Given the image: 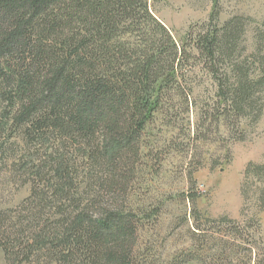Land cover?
Segmentation results:
<instances>
[{
	"label": "rangeland",
	"instance_id": "1",
	"mask_svg": "<svg viewBox=\"0 0 264 264\" xmlns=\"http://www.w3.org/2000/svg\"><path fill=\"white\" fill-rule=\"evenodd\" d=\"M149 5L182 45L192 44V30L237 19L244 31L236 58L247 63L250 78L261 72L264 0H218L217 6L215 0H149ZM215 8L219 19L211 20ZM183 67L180 85L166 92L141 132L134 164L113 188L106 182L113 174L93 167L83 143L33 137L15 122L11 100L0 99V264H56L60 255L40 249V241L51 233L55 238L69 215L91 209L94 198L131 218V264H264V82L255 87V106L233 104L230 110L200 55ZM61 163L66 178L73 179L62 202ZM101 206L87 216L98 218ZM6 237L11 258L2 244Z\"/></svg>",
	"mask_w": 264,
	"mask_h": 264
},
{
	"label": "trees",
	"instance_id": "2",
	"mask_svg": "<svg viewBox=\"0 0 264 264\" xmlns=\"http://www.w3.org/2000/svg\"><path fill=\"white\" fill-rule=\"evenodd\" d=\"M214 19H219L216 8ZM243 31L233 19L192 30V44L182 45L154 17L149 0H0V99L11 100L15 122L33 137L83 143L93 167L113 174L106 179L113 188L134 164L142 130L161 109L166 92L180 85L183 63L191 56L205 61L217 96L230 110L233 104L255 106V87L264 82V54L261 72L250 78L247 63L235 55ZM64 171L61 163V202L73 184ZM101 204L91 201L92 208ZM92 208L69 215L55 238L51 233L40 241V249H55L56 264H131V218L122 208L103 206L100 216L91 218ZM58 237L63 239L57 245ZM6 238L2 244L11 258Z\"/></svg>",
	"mask_w": 264,
	"mask_h": 264
}]
</instances>
